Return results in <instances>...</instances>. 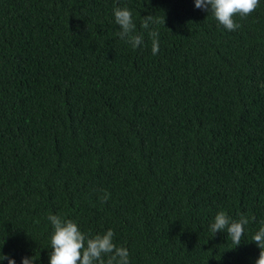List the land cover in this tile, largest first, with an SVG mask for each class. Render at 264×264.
I'll list each match as a JSON object with an SVG mask.
<instances>
[{"label":"trees","instance_id":"obj_1","mask_svg":"<svg viewBox=\"0 0 264 264\" xmlns=\"http://www.w3.org/2000/svg\"><path fill=\"white\" fill-rule=\"evenodd\" d=\"M115 7L142 45L119 38ZM235 20L195 0H0V251L49 264L54 214L113 229L130 264H255L264 0ZM219 211L249 217L240 245L210 231Z\"/></svg>","mask_w":264,"mask_h":264},{"label":"clouds","instance_id":"obj_2","mask_svg":"<svg viewBox=\"0 0 264 264\" xmlns=\"http://www.w3.org/2000/svg\"><path fill=\"white\" fill-rule=\"evenodd\" d=\"M259 3L260 0H195V7L211 12L224 29L235 31L241 26L235 17L246 18L257 9ZM113 15L120 28L119 38L131 44L133 48L142 45L144 37L136 32L131 10L127 7H115ZM160 22L149 14L144 16L141 27L148 29L150 24ZM163 22L165 23V20ZM149 36L152 40V53L156 55L159 52V33L153 30L149 32ZM108 195L110 194H105L102 200L106 201ZM48 220L53 228L50 236L49 264H130L129 251L114 242L113 229L109 228L103 233L91 235L83 232L73 219L49 214ZM249 222V217L245 215L234 220L224 211H219L210 224V231L213 234L226 231L235 247L240 245L245 226ZM251 241L260 250L255 264H264V221L261 222V227L254 233ZM5 259L8 264H16L11 256L0 251V260ZM35 261L34 256L22 258V264H35Z\"/></svg>","mask_w":264,"mask_h":264}]
</instances>
